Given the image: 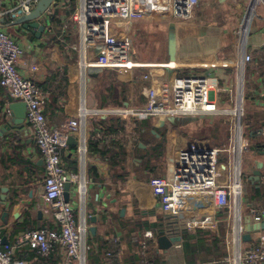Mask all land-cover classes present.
<instances>
[{
	"label": "crops",
	"instance_id": "crops-1",
	"mask_svg": "<svg viewBox=\"0 0 264 264\" xmlns=\"http://www.w3.org/2000/svg\"><path fill=\"white\" fill-rule=\"evenodd\" d=\"M54 1L49 6L53 15L44 20L50 31L44 30L40 38H36L35 29L10 21L8 11L15 0L3 6L0 23L23 49L16 69L46 96L48 126H59L68 118L80 121V129L71 136L77 144H67L60 155L66 174H78L86 182L84 197L75 194L70 185L69 202L77 223L88 227L87 264H141V243L148 231L154 238L148 240L147 259L163 264H229V258L237 251L232 230H241V251L264 243V229L257 228L264 224V132L257 134L264 127V19L252 20L242 44L237 37L250 0H200L191 18L181 21L168 13L166 0H136L133 17L111 22L105 32L108 45L97 44L88 49L86 59L79 48H73L80 39L69 20L79 0ZM252 11L253 7L250 15ZM257 13L264 16V8ZM101 53L113 61L112 67L97 64ZM246 54L251 55V61H243ZM188 75H206L213 86L220 87L215 100L229 114L212 115L211 120H199L201 124L184 128L156 124L153 116L138 117L147 122L146 130H138L140 136L142 133L150 146H162L163 154L156 163L160 166L153 170L142 166L147 147L137 141L139 138L125 147L126 162L116 167L110 165L108 157L88 150L90 141H101L106 149L115 143L103 138L106 134L100 122L121 116L107 114V110L166 106L171 81ZM124 97L121 107H108L112 100L121 101ZM5 100H10L9 92L0 86V128L6 123L8 105L17 102L5 106ZM238 106L243 140L239 214L232 206L217 207L210 196L199 193L166 192L154 198L149 183L157 178L173 180L175 157L180 149L192 142L212 145L208 138L197 136L198 130L208 128L215 133L224 124L228 137L217 145L233 146ZM151 126L158 133H165V137L161 139ZM82 138L87 148L84 164L77 153ZM137 142L144 151L135 149ZM232 158V153L220 155V182L231 178ZM256 170L260 171L257 181L252 180ZM43 179V160L24 121L21 128L0 137V230L7 242L3 248L27 264H59L63 258L60 248L43 257L21 240L30 230L59 231L49 204L42 197ZM20 201L31 202L32 206L26 208ZM251 209L262 216L261 223L254 221ZM92 217L96 221H91ZM247 233L250 241H243ZM160 236L178 241L160 249Z\"/></svg>",
	"mask_w": 264,
	"mask_h": 264
},
{
	"label": "built area",
	"instance_id": "built-area-1",
	"mask_svg": "<svg viewBox=\"0 0 264 264\" xmlns=\"http://www.w3.org/2000/svg\"><path fill=\"white\" fill-rule=\"evenodd\" d=\"M15 1V5L8 11L12 23L30 14L40 0ZM199 1L166 0L168 13L177 20H187L191 18ZM8 2L9 0H0V17L4 14L3 6ZM135 3L136 0H79L78 7L69 18L71 25L78 30L80 39L78 45L73 48H79L83 59H86L88 49L97 44L108 45L105 37L108 26L113 21L132 18ZM251 7H253V11L250 15ZM259 8H264V0H250L245 15L237 28L239 44L243 43V36H245L244 39L247 37L252 20L254 18L264 19V16L257 13ZM52 15L53 11L48 7L40 15L39 20L44 22ZM248 18V25L244 26ZM44 30L49 32L50 28L45 26ZM22 53L23 49L20 44L6 32L0 23V86L8 90L10 99L26 105L25 121L29 127L32 142L40 153L44 165L42 197L48 202L51 217L59 227V231L47 228L30 230L22 236L21 240L25 241L31 250L43 257L49 256L56 248H60L63 252V258L59 264H87L86 253L90 247L85 241V236L88 227L85 223H77L71 203L65 201L64 198L66 183L74 187L75 194L84 197L86 195V182L80 179L78 174H66L60 155V150L67 146L68 138L74 136L80 129V121L78 118H68L59 126H48L45 118V94L30 78L22 76L16 69V62ZM243 61H251V55H243ZM97 64L110 66L114 63L107 54L101 53L97 57ZM32 69L35 68L32 67ZM144 78L146 79L147 76ZM219 91L221 88L213 86L206 75L176 77L171 81L170 101L166 106L107 110V114L121 116L126 122L123 130L103 138L127 147L130 146L140 136L138 126L131 117L138 118L155 114L173 117H194L201 114L228 115L229 113L226 110H221L215 100ZM8 104V100H5L4 105ZM241 116V111L236 113L233 146L221 148L192 142L186 148L180 149L175 157L173 180L168 181L165 178L152 180L149 183L152 196L159 198L166 192L199 193L210 196L217 207L232 206L236 215L239 214L243 195L240 166V156L243 152ZM263 132L264 127L257 130V134ZM97 137L102 138L101 135H97ZM77 153L84 164L87 160L84 138L81 139ZM223 153H232L233 173L228 181L220 182L222 175L220 155ZM250 213L254 216L256 223H261L262 216L258 215L257 210L251 209ZM232 233L234 234L232 240L237 243V251L235 249V256L229 258V264L264 263V243L241 251L238 247L241 230L237 232L232 230ZM144 238L145 240L141 243V264H163L148 260L146 256V250L149 247L148 240L154 238L153 233L145 232ZM0 264H27L26 261L15 258L11 250L3 248L1 230Z\"/></svg>",
	"mask_w": 264,
	"mask_h": 264
},
{
	"label": "water",
	"instance_id": "water-1",
	"mask_svg": "<svg viewBox=\"0 0 264 264\" xmlns=\"http://www.w3.org/2000/svg\"><path fill=\"white\" fill-rule=\"evenodd\" d=\"M54 0H40L34 10L21 18H19L16 23L22 24L25 29H35V35L36 38H40L42 33L44 32V22L39 20L40 15L52 4ZM127 106V104H126ZM8 114L6 116V123L3 124V126L0 128V137L7 134L13 129H19L23 126L25 121V115H26V105L22 102H13L8 105L7 108ZM153 117H160L162 118L169 126L179 128L182 126L183 123H193L197 122L199 120H211L213 117L212 115H198V116H186V117H173V116H161V115H153ZM67 144L76 145L77 142L73 137H69ZM258 168H260V163H258ZM260 176V171L256 170L253 173L252 180L257 181ZM69 188L70 184L66 183L64 187V198L65 201H69ZM31 196V193L30 195ZM3 202L5 201L4 196H2ZM22 206L30 207L32 206L31 202H25L20 201ZM7 213L4 214L6 216ZM18 215V213H17ZM38 216H40V213L38 212ZM18 217V216H17ZM91 221H96V217H92ZM258 229H264V224H261L257 227ZM94 228H91L90 231L94 232ZM247 232L249 230L247 229ZM243 241H250V236L245 234L242 237ZM178 241V238H167L165 236H160L157 239L158 245L160 249H167L170 247L174 242ZM6 238L2 237V244H6Z\"/></svg>",
	"mask_w": 264,
	"mask_h": 264
},
{
	"label": "trees",
	"instance_id": "trees-1",
	"mask_svg": "<svg viewBox=\"0 0 264 264\" xmlns=\"http://www.w3.org/2000/svg\"><path fill=\"white\" fill-rule=\"evenodd\" d=\"M122 86H124V85H121V87ZM126 88H127V86H126ZM110 89L111 88H109V90ZM12 101H13L12 99L8 100V102H12ZM125 101H126L125 97L122 98L121 101L118 99H114L108 105V107H112V108L121 107L123 102H125ZM131 119L136 122V124L138 126V130L140 132H142L143 129L146 130L145 126L147 125V122L145 120H142V119L139 120L135 117H131ZM154 120H155L156 124L163 125V126L168 127V128L171 127L160 117H156ZM125 122H126V120L123 117H111V118L107 119L105 122H100V125H101L100 128L103 131V133L108 136L110 134H115V133L119 132V130H123ZM199 124H201V121H197V122H193V123H183V124H181L182 126H180L179 128H184L188 125L197 126ZM150 128L156 132V135L159 134L161 139L165 137V133L160 134V133H158L157 129H155L154 127L151 126ZM152 137H155V135H153ZM137 141L139 143L144 144L147 147V150L144 151V150L139 149L138 142L134 144L136 150L145 152V155H144L143 161H142V163H143L142 166L145 169L149 168L151 170L155 169V167L157 168L158 165L160 166L159 163L157 165H156V163L159 161V159L161 158V156L163 154L161 151L162 146L160 144L155 145V146H150V144L147 143L143 139L142 133H141V136H139V139ZM125 147L126 146H124L123 144L111 142L109 148L106 149V145L102 144L101 141H90L89 146H88V150L94 154L100 155V157H102V158L108 157V161H109L110 165L116 167V166H120L121 163L126 162V156H127L128 150ZM153 262H157V261L153 260Z\"/></svg>",
	"mask_w": 264,
	"mask_h": 264
},
{
	"label": "rangeland",
	"instance_id": "rangeland-1",
	"mask_svg": "<svg viewBox=\"0 0 264 264\" xmlns=\"http://www.w3.org/2000/svg\"><path fill=\"white\" fill-rule=\"evenodd\" d=\"M115 109L116 108L109 109V110H115ZM116 110H118V109H116ZM218 120H220V119H218ZM220 127H221L220 130L215 131V133L212 132V131H210L208 128H204V130L203 129L198 130L196 134H197L198 137H200V136L203 135L205 138H208L209 141L212 144V145L209 144L210 146L219 147L217 144H220L221 145L222 142H225L226 139H227V137H228L227 136L228 135V131H227V128H226L227 126L224 125V124H220ZM212 135L215 136L214 137L215 138L214 140L211 138V137H213Z\"/></svg>",
	"mask_w": 264,
	"mask_h": 264
},
{
	"label": "bare ground",
	"instance_id": "bare-ground-1",
	"mask_svg": "<svg viewBox=\"0 0 264 264\" xmlns=\"http://www.w3.org/2000/svg\"><path fill=\"white\" fill-rule=\"evenodd\" d=\"M240 83H241V82H240ZM241 84H242V83H241ZM239 101H240V100H239ZM239 107H240V106H238V108H237L238 113L240 112V111H239Z\"/></svg>",
	"mask_w": 264,
	"mask_h": 264
}]
</instances>
